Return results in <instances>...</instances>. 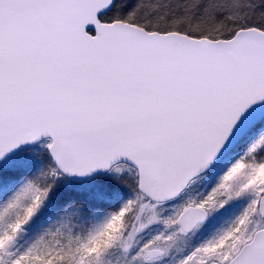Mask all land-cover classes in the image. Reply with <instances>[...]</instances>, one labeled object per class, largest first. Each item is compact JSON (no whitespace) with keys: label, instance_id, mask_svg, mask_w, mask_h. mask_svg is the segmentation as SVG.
<instances>
[{"label":"snow or ice","instance_id":"1","mask_svg":"<svg viewBox=\"0 0 264 264\" xmlns=\"http://www.w3.org/2000/svg\"><path fill=\"white\" fill-rule=\"evenodd\" d=\"M0 264H264V0H0Z\"/></svg>","mask_w":264,"mask_h":264}]
</instances>
